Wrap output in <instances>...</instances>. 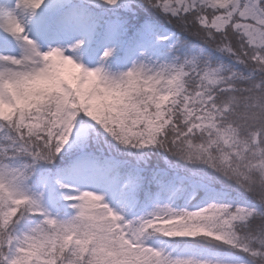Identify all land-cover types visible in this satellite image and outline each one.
I'll return each instance as SVG.
<instances>
[{
	"label": "snow or ice",
	"instance_id": "6c2138e0",
	"mask_svg": "<svg viewBox=\"0 0 264 264\" xmlns=\"http://www.w3.org/2000/svg\"><path fill=\"white\" fill-rule=\"evenodd\" d=\"M0 264H264V0H0Z\"/></svg>",
	"mask_w": 264,
	"mask_h": 264
},
{
	"label": "trees",
	"instance_id": "16d2710c",
	"mask_svg": "<svg viewBox=\"0 0 264 264\" xmlns=\"http://www.w3.org/2000/svg\"><path fill=\"white\" fill-rule=\"evenodd\" d=\"M174 31V30H173Z\"/></svg>",
	"mask_w": 264,
	"mask_h": 264
}]
</instances>
